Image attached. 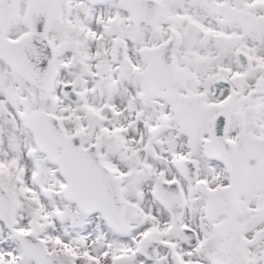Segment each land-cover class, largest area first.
<instances>
[{
    "label": "snow or ice",
    "instance_id": "snow-or-ice-1",
    "mask_svg": "<svg viewBox=\"0 0 264 264\" xmlns=\"http://www.w3.org/2000/svg\"><path fill=\"white\" fill-rule=\"evenodd\" d=\"M0 264H264V0H0Z\"/></svg>",
    "mask_w": 264,
    "mask_h": 264
}]
</instances>
